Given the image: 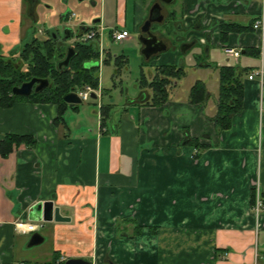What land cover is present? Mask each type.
I'll use <instances>...</instances> for the list:
<instances>
[{
	"label": "crops",
	"instance_id": "0c3cea01",
	"mask_svg": "<svg viewBox=\"0 0 264 264\" xmlns=\"http://www.w3.org/2000/svg\"><path fill=\"white\" fill-rule=\"evenodd\" d=\"M93 1L100 5V26L107 27L111 12L115 25L122 27L107 29L128 32L126 20L138 28L156 0ZM23 4L26 0H0L4 56L27 40L38 20L40 0L35 21L27 7L23 17ZM172 4L168 27L173 38L189 44L185 52L195 49L190 64L206 71L196 79L210 94L203 106L188 103L196 80L181 89V78L171 81L162 107L146 104L151 91L140 88L142 96L127 95L119 112L101 104L102 124L101 109L85 110L83 119L66 115L78 109L69 107L63 120L54 124L53 104L16 101L9 108L0 107V142L6 135L31 136L35 141L34 146L12 145L6 157L0 155V261L31 262L32 254L22 248L32 235L25 224L33 222L43 224L52 238L55 264L72 258L94 264H264V212L257 220L253 211L257 192L264 205V54L255 58L243 53L259 49L253 29L228 33L224 42L219 29L221 22L250 27L264 10V0ZM170 12L165 11V19ZM68 13L58 15L63 20ZM36 31L47 33L44 28ZM226 47L239 50L237 61L225 55ZM219 54L226 64L219 62ZM153 59L157 64H150L155 68L148 81L156 68L177 66L169 54ZM204 64L249 69L241 78L242 109L220 133L208 120L214 115L218 73ZM89 113L96 116L93 125ZM185 136L209 148L194 159L195 149L184 145ZM44 202H52L70 221H36L29 209Z\"/></svg>",
	"mask_w": 264,
	"mask_h": 264
},
{
	"label": "trees",
	"instance_id": "16d2710c",
	"mask_svg": "<svg viewBox=\"0 0 264 264\" xmlns=\"http://www.w3.org/2000/svg\"><path fill=\"white\" fill-rule=\"evenodd\" d=\"M173 13H168V21H173ZM178 24L175 25L177 27ZM179 28V27H177ZM182 29V28H181ZM221 41L224 42L228 33H243L252 29L250 27L240 26L234 23H219ZM168 35L172 34L166 29ZM20 46V58L24 64L6 63L0 57V107L9 108L16 101H28L31 103L53 104L57 107V117L54 124L63 120V114L70 107L76 110L78 105L69 106L63 101V97L83 86H89L93 90H98L99 77L98 67L95 64H89L97 61V44L90 42L87 44L74 43L69 49L70 59L67 65H62V60L66 56V51L56 44L51 38L38 40L33 35ZM169 49V46L168 48ZM17 50V49H16ZM15 50V51H16ZM244 54L252 57H259V49L243 50ZM157 56V55H156ZM149 60L143 58L140 68L139 88L141 90L149 89L151 94L145 97V103L154 107H162L168 100V87L172 80L178 81L184 76L183 66H161L155 69V74L151 80H147L142 68L146 67ZM108 58L104 64H108ZM124 60V59H123ZM121 56L115 57L116 71L119 72L123 62ZM62 61V62H61ZM126 61V60H124ZM205 68L213 67L218 73V92L213 100L214 115L209 118L218 133L228 130L231 126L232 118L240 113L242 109L243 84L241 78L248 73V68H237L235 66L217 67L211 64H204ZM31 79L46 80L48 85L39 92H32L27 97L15 96L12 89L21 86ZM210 98L204 83L196 80L191 86L188 94V103L192 105L203 106ZM106 108V107H105ZM101 124L105 115L104 107L101 106ZM186 135V134H185ZM22 143L34 146L35 141L31 136L6 135L0 142V155L6 157L12 149V145L18 147ZM184 145L195 149L193 158L197 159L200 153L209 148L208 145L199 143L197 139L185 136ZM252 195V202H253ZM155 233V230H153ZM56 254H53L52 264H55Z\"/></svg>",
	"mask_w": 264,
	"mask_h": 264
},
{
	"label": "rangeland",
	"instance_id": "374dc122",
	"mask_svg": "<svg viewBox=\"0 0 264 264\" xmlns=\"http://www.w3.org/2000/svg\"><path fill=\"white\" fill-rule=\"evenodd\" d=\"M178 2V0H177ZM94 1L92 0H40V7L38 8V20L32 24L31 30H28L27 33V40L30 39L32 36V31L37 29H45L46 31H51V29H55L59 23L58 14L61 11H70L71 14H74V17L72 20H68L67 25L71 28V30L74 33V38L77 37V33L79 31V28L82 25H88L91 23L90 19L91 16L95 17L94 19H99V13H100V5L99 3H95L93 5ZM173 4H166L165 6H162L164 11L170 12L172 10ZM114 13V11H113ZM23 17H27L26 14V5L23 4ZM98 16V17H97ZM110 20L107 22L105 20V26L107 27H122V25H115L114 23V14L112 15L110 12L109 15ZM165 19L162 23L157 24L154 23L152 25V31H158V33L162 34L164 37L161 36V38L164 39V42L169 46V49L166 51L160 53V55L163 54H169L171 57L173 56V62L177 66H183L184 67V76L181 79V82L179 83L181 86V89H186L193 81L200 78V74H205L206 71H198L191 66L190 63L193 62V54L196 50H188L187 52H182L183 44H185L183 41V38H173L172 34L168 35L166 32V29H169L170 32V21H166ZM104 22V21H103ZM144 22V20H143ZM142 22V23H143ZM142 25V24H141ZM140 25V26H141ZM126 26L129 33V40H125L120 44L114 43L111 41V39L108 38V29L107 27L104 28L105 31L102 32V45L107 53L110 55V61L108 64H102L101 70H99V82L100 87L99 90L95 93L97 95V98L94 100H89L87 102H82L80 105H78L77 111L68 112L66 115L69 114V116L73 117H80V118H86L87 111L85 110H94L95 112L98 111V104H103L104 106L112 105L113 108L117 110V112L120 111V107L126 102L127 95L131 98H140L142 96V93L139 94V76H140V65L143 62V56L141 54V44L139 42V29L140 26L132 27L129 20H126ZM175 27V26H174ZM56 29H58V36L62 40L63 39V30L62 26H58ZM175 29H178L175 27ZM38 39L42 40L45 39V36H42V34H38L36 31ZM185 38V37H184ZM25 41V42H26ZM188 49V48H187ZM186 49V50H187ZM123 55L125 57H121L122 59H126V61L119 63L122 65V68L119 72L116 71L117 67L115 66L114 58L117 56ZM220 60L223 64H226L227 61L223 59L224 57L220 55ZM107 57V56H105ZM214 57H217L216 55ZM156 60H151L148 65L144 68H142L143 73L148 78L149 72L154 73L155 66L150 64H157L155 62ZM171 62V61H170ZM200 62V61H199ZM230 64L233 63L232 60L228 61ZM172 63V62H171ZM211 72V71H210ZM217 92V91H216ZM78 113V114H77ZM90 119L89 124H94V119L96 120V116L94 114L92 115L89 113ZM93 118V119H92ZM87 121V119H86ZM38 233H40L42 236H45L43 243L33 246V247H27V244H25L22 248V251H24L27 255L32 254V256L29 258L32 263L34 264H52L51 261V254H52V238L47 234H45V230L41 229ZM31 236V235H30ZM30 236L28 237L30 239ZM27 259V258H26Z\"/></svg>",
	"mask_w": 264,
	"mask_h": 264
},
{
	"label": "water",
	"instance_id": "95a60500",
	"mask_svg": "<svg viewBox=\"0 0 264 264\" xmlns=\"http://www.w3.org/2000/svg\"><path fill=\"white\" fill-rule=\"evenodd\" d=\"M161 2L163 5L171 4L173 0H156L154 4L151 6L148 12L147 19L143 22V24L140 27V37L139 42L141 44V54L145 60H149L151 57L162 53L167 50V44L163 42L162 40H159L153 33L151 32V25L153 23L160 24L165 19V11L163 7L161 6ZM94 24L96 22H93ZM189 44H183L182 52H185L187 48H189ZM70 59V54L66 55L64 66L67 65V62ZM38 84L34 91H40L44 87L47 86L46 80H37V79H31L29 82L23 83L20 87H16L12 89V94L15 96H21V97H27L30 95L32 91V87L35 84ZM92 99H96L95 93H92L91 95ZM63 101L68 104L69 106L74 105H80L81 101L74 93H68L63 97ZM30 215H35L36 218H34L36 221H43V222H69L70 218L63 217L59 213V208L54 207L52 202H44V203H38L35 206L31 207L29 209ZM44 238L40 233H33L30 236L29 242L27 244V247H33L36 245H39L43 243ZM63 264H93L90 261L84 260V259H68ZM108 264H113L111 262H108Z\"/></svg>",
	"mask_w": 264,
	"mask_h": 264
},
{
	"label": "flooded vegetation",
	"instance_id": "af4514ba",
	"mask_svg": "<svg viewBox=\"0 0 264 264\" xmlns=\"http://www.w3.org/2000/svg\"><path fill=\"white\" fill-rule=\"evenodd\" d=\"M26 2H27V5H26V7H27V14H29L30 16H32L33 17V19H34V21L36 20V14H35V12H36V10H37V8L39 7V0H26ZM161 4L163 5V3L161 2ZM73 17H74V14H71L70 13V11H69V13L66 15V17H65V19H63V20H61V14L60 15H58V18H59V23H58V25H57V27L58 26H62V30H63V39L61 40L60 38H59V36H58V29H51V31H47V33L45 34V35H43L42 34V36H45V39L46 38H51L52 40H54L55 42H56V44H59L65 51H66V55L68 54V52H69V54H70V51H71V49H69L74 43H80V44H87V43H89V42H80L78 39H80V37L87 31V30H89V29H92V30H95V29H98V28H100V27H102V26H100L99 25V19H94L95 17H93V18H91L90 19V21H91V23L90 24H88V25H82L80 28H79V31H78V35H77V37L76 38H74L73 36H74V33H73V31L71 30V28L67 25V22H68V19L67 18H69V20H72L73 19ZM93 22H96L95 24L93 23ZM143 24V23H142ZM154 24V23H153ZM152 24V25H153ZM152 25H151V32L153 33V35H155L159 40H162L163 42H164V39L163 38H161L160 36H158L156 33H155V31H152ZM102 28H104V27H102ZM113 29H111V30H108V38L109 39H111V41L113 42V40H112V38H111V31H112ZM105 31V29L103 30V32ZM35 33H36V31H35ZM39 33V32H38ZM41 34V33H40ZM38 39V38H37ZM38 40H40V39H38ZM42 40H44V39H42ZM125 40H127V38L125 39ZM125 40H123V41H125ZM122 41V42H123ZM122 42H120V43H122ZM94 43H96L97 44V49H98V53H99V55H98V59H97V61H95V62H92V63H87V64H104L103 62H104V60L106 59V58H108V59H110V56H108V53L106 54V50L104 49V47H103V43H102V41H101V49L99 48V45H98V40H97V42H94ZM120 43H117V44H120ZM20 46H18L17 48H15L14 50H12L11 52H9L8 53V55L7 56H4V55H2V53H1V50H0V57L3 59V60H5L6 61V63H8V64H12L14 67H15V64H24V62L21 60V58H20ZM17 49V50H16ZM16 50V51H15ZM105 56H107V57H105ZM121 57H124L123 55H120ZM65 58H66V56H65ZM65 58L61 61L62 62V64H64V60H65ZM115 59V58H114ZM123 60V59H122ZM124 60H126L125 58H124ZM124 60H123V62H124ZM108 63H109V60H108ZM26 83V82H25ZM38 84L36 83L33 87H32V91H31V93L34 91V89H35V87L37 86ZM47 85H48V82H47ZM20 87V86H19ZM45 88V87H44ZM78 90H76V91H74V92H70V93H75V92H77ZM35 92V91H34ZM37 92H39V91H37ZM30 93V94H31Z\"/></svg>",
	"mask_w": 264,
	"mask_h": 264
},
{
	"label": "built area",
	"instance_id": "2783aa9c",
	"mask_svg": "<svg viewBox=\"0 0 264 264\" xmlns=\"http://www.w3.org/2000/svg\"><path fill=\"white\" fill-rule=\"evenodd\" d=\"M252 29L258 34L260 39L259 49L261 55L264 53V10L260 13L259 17L254 21L252 25ZM102 32L103 28L100 27L98 29L92 30L89 29L87 32H85L80 39H78L80 42H93L98 40L99 48L101 49V38H102ZM128 37V32L125 30H116L113 29L111 31V38L115 43H120L123 40H125ZM223 52L227 57L233 58L237 60L239 58L240 52L234 47H226L223 49ZM258 75H262L261 73H258ZM249 79H252V76H249ZM94 92L89 86L83 87L78 93V97L82 102H87L90 99V94ZM253 211L255 214L256 219L258 220L259 217H261V213L264 212V205L262 203V200L258 194V192L255 195V202L253 206ZM19 225H22L21 222L18 223ZM43 225L40 224H34V223H27L25 224V230L28 233L38 232L40 229H42ZM63 260L60 259L56 262V264H62ZM0 264H34L32 262L28 261H17L14 263H4L0 261Z\"/></svg>",
	"mask_w": 264,
	"mask_h": 264
}]
</instances>
